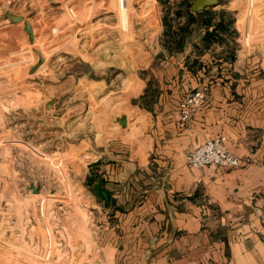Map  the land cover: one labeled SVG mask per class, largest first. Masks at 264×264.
Returning a JSON list of instances; mask_svg holds the SVG:
<instances>
[{
  "label": "rangeland",
  "instance_id": "rangeland-1",
  "mask_svg": "<svg viewBox=\"0 0 264 264\" xmlns=\"http://www.w3.org/2000/svg\"><path fill=\"white\" fill-rule=\"evenodd\" d=\"M193 1L0 0V264L102 258L110 214L92 184L114 146L129 155L139 138L138 122L117 119L154 107L157 68L200 65L184 51L187 36L223 21L217 38L229 51L212 56L264 51V0H220L223 8L189 16ZM132 74L138 89L124 84Z\"/></svg>",
  "mask_w": 264,
  "mask_h": 264
},
{
  "label": "crops",
  "instance_id": "crops-1",
  "mask_svg": "<svg viewBox=\"0 0 264 264\" xmlns=\"http://www.w3.org/2000/svg\"><path fill=\"white\" fill-rule=\"evenodd\" d=\"M219 2L199 14L223 8ZM213 26L186 37L184 51L200 65L157 68L161 93L154 107L144 117L126 115L141 133L129 155L114 146L104 158L97 181L112 198L109 209L103 203L110 215L94 264H264V51L212 56L229 51L226 42L204 40ZM124 81L140 88L136 74ZM204 85L205 101L180 128L181 99ZM221 134L240 167L187 163L189 150Z\"/></svg>",
  "mask_w": 264,
  "mask_h": 264
},
{
  "label": "built area",
  "instance_id": "built-area-1",
  "mask_svg": "<svg viewBox=\"0 0 264 264\" xmlns=\"http://www.w3.org/2000/svg\"><path fill=\"white\" fill-rule=\"evenodd\" d=\"M208 86H201L186 94L179 105V126L188 127L193 114L205 101ZM227 136L224 134L209 137L199 147L186 153L187 163L195 168L216 165L220 168L236 169L241 165V158L227 146Z\"/></svg>",
  "mask_w": 264,
  "mask_h": 264
},
{
  "label": "water",
  "instance_id": "water-1",
  "mask_svg": "<svg viewBox=\"0 0 264 264\" xmlns=\"http://www.w3.org/2000/svg\"><path fill=\"white\" fill-rule=\"evenodd\" d=\"M219 0H194L191 4V10L194 12L202 11L206 7L209 6H215L217 5ZM117 121L123 126L126 127L128 124V118L126 115H122L120 118L117 119ZM92 187L94 188V192L96 194L97 198L102 199L104 202L105 208H109L111 204V198L112 194L108 190L106 186H103L100 182L96 181L92 184ZM31 189L34 192H38L40 190V187H36L35 185H31Z\"/></svg>",
  "mask_w": 264,
  "mask_h": 264
},
{
  "label": "trees",
  "instance_id": "trees-1",
  "mask_svg": "<svg viewBox=\"0 0 264 264\" xmlns=\"http://www.w3.org/2000/svg\"><path fill=\"white\" fill-rule=\"evenodd\" d=\"M194 13H201V12H193L191 10V5H189L188 7V15L189 16H193ZM177 16L178 18H182V12L181 11H177ZM167 23V21H166ZM209 24H211V22H209ZM167 26V24H165ZM186 26H190L189 24H186ZM177 29L179 30H182L184 29L185 27L182 26V22L179 21L178 22V25L176 26ZM227 28V26L225 25V23L223 21H220L217 25L214 26V28L212 30H207L206 34L204 35V40H207V41H212V40H217L219 37V30L220 29H225ZM176 31H172V35L171 37L174 38V33ZM184 40V37H179V39H174V44L177 48H179L177 51H182V42Z\"/></svg>",
  "mask_w": 264,
  "mask_h": 264
},
{
  "label": "bare ground",
  "instance_id": "bare-ground-1",
  "mask_svg": "<svg viewBox=\"0 0 264 264\" xmlns=\"http://www.w3.org/2000/svg\"><path fill=\"white\" fill-rule=\"evenodd\" d=\"M112 6H113L114 9H116V5L115 4H112ZM35 193H37V192H35Z\"/></svg>",
  "mask_w": 264,
  "mask_h": 264
}]
</instances>
